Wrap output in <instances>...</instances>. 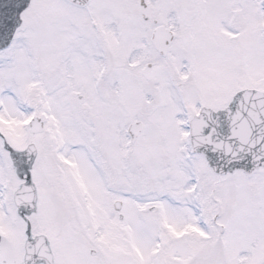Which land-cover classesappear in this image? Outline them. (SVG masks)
Instances as JSON below:
<instances>
[{"label":"snow or ice","instance_id":"6c2138e0","mask_svg":"<svg viewBox=\"0 0 264 264\" xmlns=\"http://www.w3.org/2000/svg\"><path fill=\"white\" fill-rule=\"evenodd\" d=\"M0 264H264V0H0Z\"/></svg>","mask_w":264,"mask_h":264}]
</instances>
